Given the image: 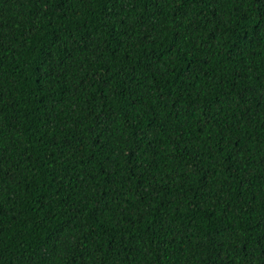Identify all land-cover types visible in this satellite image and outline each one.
Instances as JSON below:
<instances>
[{
    "label": "trees",
    "instance_id": "1",
    "mask_svg": "<svg viewBox=\"0 0 264 264\" xmlns=\"http://www.w3.org/2000/svg\"><path fill=\"white\" fill-rule=\"evenodd\" d=\"M0 264H264V0H0Z\"/></svg>",
    "mask_w": 264,
    "mask_h": 264
}]
</instances>
